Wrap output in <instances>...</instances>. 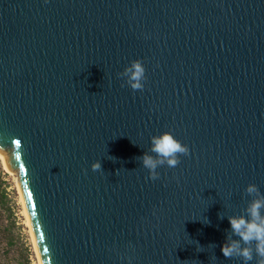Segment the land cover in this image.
I'll list each match as a JSON object with an SVG mask.
<instances>
[{
    "label": "water",
    "instance_id": "95a60500",
    "mask_svg": "<svg viewBox=\"0 0 264 264\" xmlns=\"http://www.w3.org/2000/svg\"><path fill=\"white\" fill-rule=\"evenodd\" d=\"M164 131L190 154L153 181ZM0 158L39 264H243L221 246L264 193V0H0Z\"/></svg>",
    "mask_w": 264,
    "mask_h": 264
},
{
    "label": "clouds",
    "instance_id": "9594fccd",
    "mask_svg": "<svg viewBox=\"0 0 264 264\" xmlns=\"http://www.w3.org/2000/svg\"><path fill=\"white\" fill-rule=\"evenodd\" d=\"M145 72L143 62L134 59L118 73V76L123 78L124 83L134 92L142 91L146 80ZM150 141L149 150L137 159L148 170V178L153 181L159 179L160 174L157 171L159 167L166 165L175 168L181 162V156L190 154L189 147L177 139L171 131L153 135ZM91 169L94 172L103 171L100 161L93 162ZM245 193L251 199L242 214L227 217L231 228L226 233L221 251L225 258H240L243 264H249L254 256L256 264H264V193H261L254 183L246 186ZM219 218L222 220L224 216L219 215Z\"/></svg>",
    "mask_w": 264,
    "mask_h": 264
},
{
    "label": "rangeland",
    "instance_id": "374dc122",
    "mask_svg": "<svg viewBox=\"0 0 264 264\" xmlns=\"http://www.w3.org/2000/svg\"><path fill=\"white\" fill-rule=\"evenodd\" d=\"M6 173L5 188L9 195L8 208L10 210L0 214V229L7 227L8 237L13 241L12 246L9 247L10 262L11 264H39L16 179L7 171ZM1 240L5 244L4 236Z\"/></svg>",
    "mask_w": 264,
    "mask_h": 264
},
{
    "label": "trees",
    "instance_id": "16d2710c",
    "mask_svg": "<svg viewBox=\"0 0 264 264\" xmlns=\"http://www.w3.org/2000/svg\"><path fill=\"white\" fill-rule=\"evenodd\" d=\"M7 173L0 160V214L7 213L10 209L8 208L9 195L5 188V177ZM9 229L4 227L0 229V264H11L9 259V247L12 246L13 241L9 239ZM4 236L5 244L2 243L1 238Z\"/></svg>",
    "mask_w": 264,
    "mask_h": 264
}]
</instances>
